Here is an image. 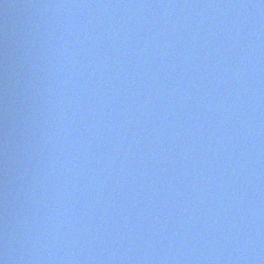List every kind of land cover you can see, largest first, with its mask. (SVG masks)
<instances>
[{"label": "water", "instance_id": "1", "mask_svg": "<svg viewBox=\"0 0 264 264\" xmlns=\"http://www.w3.org/2000/svg\"><path fill=\"white\" fill-rule=\"evenodd\" d=\"M3 264H264V0H0Z\"/></svg>", "mask_w": 264, "mask_h": 264}, {"label": "snow or ice", "instance_id": "2", "mask_svg": "<svg viewBox=\"0 0 264 264\" xmlns=\"http://www.w3.org/2000/svg\"><path fill=\"white\" fill-rule=\"evenodd\" d=\"M0 264H3V261H0Z\"/></svg>", "mask_w": 264, "mask_h": 264}]
</instances>
